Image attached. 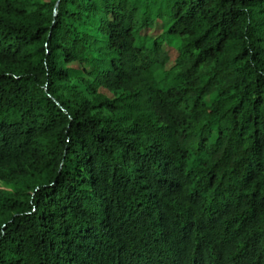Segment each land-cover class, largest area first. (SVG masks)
I'll return each mask as SVG.
<instances>
[{
    "label": "trees",
    "instance_id": "16d2710c",
    "mask_svg": "<svg viewBox=\"0 0 264 264\" xmlns=\"http://www.w3.org/2000/svg\"><path fill=\"white\" fill-rule=\"evenodd\" d=\"M0 264H264V0H0Z\"/></svg>",
    "mask_w": 264,
    "mask_h": 264
},
{
    "label": "rangeland",
    "instance_id": "374dc122",
    "mask_svg": "<svg viewBox=\"0 0 264 264\" xmlns=\"http://www.w3.org/2000/svg\"><path fill=\"white\" fill-rule=\"evenodd\" d=\"M160 33L161 32H160V26L159 25L156 26L155 29L146 32L147 35L152 36V37H156V36L160 35ZM168 55L170 56V59H171L170 62L172 63L174 57L176 56L175 51L169 50Z\"/></svg>",
    "mask_w": 264,
    "mask_h": 264
}]
</instances>
